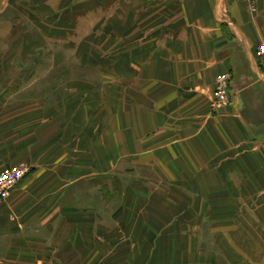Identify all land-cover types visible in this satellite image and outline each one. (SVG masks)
Wrapping results in <instances>:
<instances>
[{
	"label": "crops",
	"instance_id": "0c3cea01",
	"mask_svg": "<svg viewBox=\"0 0 264 264\" xmlns=\"http://www.w3.org/2000/svg\"><path fill=\"white\" fill-rule=\"evenodd\" d=\"M178 1L179 24L147 29L86 71L96 84L75 81L55 112L27 118L46 108L9 100L26 89L11 16L24 0H0V172L30 167L0 205V264H264V0ZM79 2L37 6L61 26L48 36L74 42ZM223 74L232 104L214 111Z\"/></svg>",
	"mask_w": 264,
	"mask_h": 264
},
{
	"label": "rangeland",
	"instance_id": "374dc122",
	"mask_svg": "<svg viewBox=\"0 0 264 264\" xmlns=\"http://www.w3.org/2000/svg\"><path fill=\"white\" fill-rule=\"evenodd\" d=\"M114 1L81 0L82 3L89 2L90 5L89 8L77 9L78 11L75 10L71 13L75 21L82 14L85 15L86 19L71 35L74 42L70 44L61 39L63 38L60 36L61 34H59L60 38L58 39L48 36L50 31L59 30L61 26L54 20L46 19L45 15L40 16L37 14V6H47L46 0H42V2L40 0H24V2L18 4L23 7L22 11L26 16L22 15L23 17H21L20 15L21 19H18L19 13L16 10L11 16L15 20L21 21L24 26L23 31L26 33L25 46L22 51L20 49V56L26 69V89L20 96L11 95L9 100H25L26 103L45 102L46 108L43 111H37L33 107L27 106V118L37 117L39 114L42 117L45 112H55L50 111L49 107H58L70 96L69 86L71 83L81 80L85 81L86 84L97 83V78L83 77L87 70L98 69L97 66L103 65L102 59L106 58L108 60L112 54L123 50L122 48H125L124 52H133V44L136 40L144 37L147 29L165 24H170L172 28L177 25L179 16L185 14L183 13L184 9L188 10L189 8L188 2L184 4L178 0H139L132 3L127 0L122 5V13L114 14L109 11ZM81 2L76 5L81 4ZM53 4H55V1ZM102 8H106L105 17L100 13ZM185 17H189V15L186 14ZM101 18L102 24H99L98 21ZM5 33H9V29H6ZM15 33L16 43L19 36L21 40V26L19 34L17 30ZM57 33L61 32L57 31ZM85 36L89 38L88 41L81 42L77 40V37L82 38ZM83 43L89 45L82 54L81 50L84 45L82 47L80 45ZM91 48L96 50L95 57H89ZM99 60L100 62H98ZM20 63L22 62L20 61ZM110 66L111 62L107 61L105 64L106 74H108ZM109 80L111 79L107 78V83ZM60 112L65 115L66 109L60 110L59 114ZM26 167L30 171V167L28 165ZM251 257L252 255H250ZM218 259L219 264H222L223 258L221 255L218 256Z\"/></svg>",
	"mask_w": 264,
	"mask_h": 264
},
{
	"label": "built area",
	"instance_id": "2783aa9c",
	"mask_svg": "<svg viewBox=\"0 0 264 264\" xmlns=\"http://www.w3.org/2000/svg\"><path fill=\"white\" fill-rule=\"evenodd\" d=\"M254 12V9L251 10ZM257 57L259 65L264 75V43L257 46ZM230 77L226 74L218 75L215 79L210 93L211 108L214 111L226 109L232 104V95L229 90ZM26 165L21 164L7 168L0 172V205L10 196V193L28 174Z\"/></svg>",
	"mask_w": 264,
	"mask_h": 264
}]
</instances>
